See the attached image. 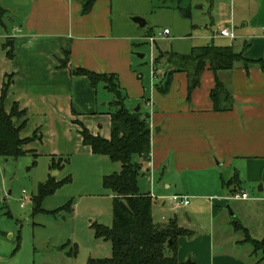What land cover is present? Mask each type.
I'll use <instances>...</instances> for the list:
<instances>
[{
    "label": "crops",
    "instance_id": "crops-1",
    "mask_svg": "<svg viewBox=\"0 0 264 264\" xmlns=\"http://www.w3.org/2000/svg\"><path fill=\"white\" fill-rule=\"evenodd\" d=\"M79 2L32 0L20 25L12 20V26H7L6 16L4 26L0 27V104L5 78L11 76L5 110L10 114L18 106L20 113H26V117L15 121L17 128L23 126L22 140L37 137L23 147L26 155L35 154L52 162L94 157L92 149L83 143L80 124L93 136L110 141L112 123L108 113L112 101L105 85L95 89L86 77L73 76L71 71L82 68L99 75H115L126 98V108L135 111L140 107L142 113L150 116L152 148L149 163L143 162V172L152 181L161 171L166 176L173 170L182 180L191 174L208 173L212 183L206 193L211 196H197L200 193L187 187L179 190L176 182L173 195L186 197L189 202L192 198L207 202L209 197L213 219L219 209H228L229 201H236L233 198L237 194H247L249 202L257 203L264 212V69L252 66L247 70L238 64L232 71L220 73L232 96L229 112L214 111L211 92L215 77L208 69L191 91L188 75L174 74L168 92L163 95L157 85L172 68L165 66L163 77L153 78L148 87L141 82L132 59V41L139 37L110 33L114 0H99L86 16L81 15ZM207 2L210 23L218 21V29L210 35L197 36L196 40L203 43L200 47H232L249 62H264V0ZM223 25L234 31L236 40L218 36ZM153 35L147 34L146 38ZM67 53L70 66L64 69L62 62ZM236 176L241 181V191L237 193L236 187L228 185ZM149 195L154 211L159 205ZM174 196L161 194L160 206L164 208ZM181 206L189 211L187 217L195 209L190 208L191 202L187 207ZM193 235L179 238L180 264H223L213 255L211 226L204 237Z\"/></svg>",
    "mask_w": 264,
    "mask_h": 264
},
{
    "label": "rangeland",
    "instance_id": "rangeland-1",
    "mask_svg": "<svg viewBox=\"0 0 264 264\" xmlns=\"http://www.w3.org/2000/svg\"><path fill=\"white\" fill-rule=\"evenodd\" d=\"M31 1L0 0L9 17L7 26H12V20L21 24ZM180 8L189 9L192 18H184ZM112 10L109 17L113 23L111 35L139 37L132 41V59L135 70L142 77L141 82L147 87L152 84V65L160 52L189 55L193 48L203 46L196 40L197 36L210 35L218 29V21L210 23L207 0H186L181 4L176 0H114ZM134 18L143 19L147 27L142 29L133 22ZM166 29L171 33L169 38L159 39L155 46L147 42V34L158 35ZM160 64L163 67L157 66V77H163L167 59ZM107 95L113 101V96ZM57 163L61 165L54 170L50 159L35 154L11 159L0 157V264H90L91 261L112 258V243L98 238L96 227L112 228L113 196L104 187V178L119 174L121 165L106 162L100 156L69 157ZM169 174L163 176L161 171L152 181L149 174L143 173L139 179L141 194H152L159 205L153 211L155 224L167 226L176 220L181 229L190 231L196 238L204 237L207 227L211 226L213 255L219 257L220 262L264 264L263 252L254 254L253 246L244 242L245 232L236 229L234 223L236 221L247 229L253 239L263 241L264 212L257 203L229 201L230 210L226 207L219 209L213 219L210 198L207 202L192 198L190 208L195 209L187 217L189 211L180 204L166 201L167 205L162 208L159 196L164 193L174 196L176 184L179 190L187 187L200 193L197 196H211L206 192L210 189L212 177L208 173H195L182 180L173 170ZM224 177L226 179L228 175ZM50 180L66 184L55 194L37 202L39 187ZM168 186H171L170 190ZM24 192L26 201H23ZM250 207L255 209L250 210Z\"/></svg>",
    "mask_w": 264,
    "mask_h": 264
},
{
    "label": "trees",
    "instance_id": "trees-1",
    "mask_svg": "<svg viewBox=\"0 0 264 264\" xmlns=\"http://www.w3.org/2000/svg\"><path fill=\"white\" fill-rule=\"evenodd\" d=\"M81 15H89L99 0H79ZM181 4L185 0H176ZM181 15L190 19L188 10L180 8ZM7 11L0 5V27L4 26ZM11 57V55H10ZM167 59V65L172 70L166 72L157 90L166 94L171 84L172 76L176 73H186L190 80V91L193 80L200 81L202 74L208 69L214 74L215 87L211 92L214 111L219 113L232 110V96L220 78V73L235 69L238 64L249 70L252 66L264 69V62H249L243 53H237L232 47H216L214 45L195 48L189 55L176 53L160 54L156 65ZM70 55L66 54L62 68L69 69ZM71 74L86 77L93 88L105 85V89L114 100L109 105L111 116V140L100 136L95 137L80 124L81 136L85 146L92 149L94 156L108 158L113 163L121 165V172L104 178V187L113 196V224L112 228L96 227L98 238H104L112 243L113 255L111 259L91 261L90 264H180L178 261L179 238L190 237V231L181 229L176 220L167 226L155 224L153 219V199L150 195L141 194L139 179L144 173L143 164L149 163L151 156V126L149 114L129 111L125 106V96L120 88L118 77L115 75H99L85 69H72ZM12 85V77L7 76L2 89L0 104V157L4 159L19 158L26 155L23 147L34 142L37 137L22 140L23 128H17L15 121L26 117V113L19 112L15 106L10 114L5 110V102ZM137 158V161L135 159ZM141 160V163H138ZM62 162V160H60ZM144 162V163H143ZM61 163L53 160L52 169H58ZM68 183V182H67ZM66 183L58 184L50 180L39 187V197L35 200L55 194ZM236 187L235 193L241 191V181L236 176L229 184ZM236 229L246 234L245 243H250L255 251L263 252L264 240H254L247 229L234 222ZM193 264V263H187Z\"/></svg>",
    "mask_w": 264,
    "mask_h": 264
},
{
    "label": "built area",
    "instance_id": "built-area-1",
    "mask_svg": "<svg viewBox=\"0 0 264 264\" xmlns=\"http://www.w3.org/2000/svg\"><path fill=\"white\" fill-rule=\"evenodd\" d=\"M170 34V32L168 30H165L163 33H159L158 35H153V36H149L147 37V42L151 45V46H155L156 45V42L159 40V39H163L165 37H167L168 35ZM218 36L221 37V38H224V39H229L231 41H234L236 40V35L234 33L233 30H231L230 28H222L218 31ZM153 69H152V77L154 79L157 78V65L155 63V60L153 62ZM24 194V199L23 201H26L27 200V196H26V192L23 193ZM234 200L236 201H249V196L247 194H237L234 196L233 198ZM171 202L173 204H180V205H183L185 207L189 206L190 202H189V199L186 198V197H182V196H174L171 198ZM24 202L22 204V206H24Z\"/></svg>",
    "mask_w": 264,
    "mask_h": 264
},
{
    "label": "water",
    "instance_id": "water-1",
    "mask_svg": "<svg viewBox=\"0 0 264 264\" xmlns=\"http://www.w3.org/2000/svg\"><path fill=\"white\" fill-rule=\"evenodd\" d=\"M133 22H134L135 24L139 25L142 29H145L146 26H147L146 22H145L143 19H140V18H134V19H133ZM9 46H10L11 49L13 50V48H14L13 42H10V43H9ZM142 58H143V56H142ZM196 84H197V81L194 82V85H195V86H196ZM139 111H140V107H138V108L135 110V112H139ZM228 209L230 210V208H228ZM231 215H232V217H234V215H233L232 212H231Z\"/></svg>",
    "mask_w": 264,
    "mask_h": 264
}]
</instances>
